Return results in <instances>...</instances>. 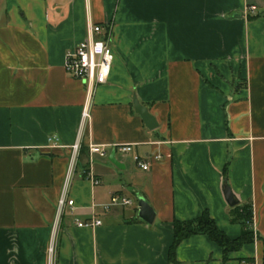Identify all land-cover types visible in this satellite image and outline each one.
Returning a JSON list of instances; mask_svg holds the SVG:
<instances>
[{
	"label": "crops",
	"instance_id": "obj_1",
	"mask_svg": "<svg viewBox=\"0 0 264 264\" xmlns=\"http://www.w3.org/2000/svg\"><path fill=\"white\" fill-rule=\"evenodd\" d=\"M90 23L104 27L114 62L83 123L87 88L65 64ZM90 145L107 151L92 158L98 185L85 174ZM135 155L161 159L144 171ZM226 187L252 205L260 239L224 260L193 236L179 264H264V0H0V264H172L175 221L208 211L241 236ZM65 192L75 211L57 223ZM113 194L134 205L105 211ZM141 199L152 224L139 219ZM93 217L100 227L75 224Z\"/></svg>",
	"mask_w": 264,
	"mask_h": 264
},
{
	"label": "built area",
	"instance_id": "obj_2",
	"mask_svg": "<svg viewBox=\"0 0 264 264\" xmlns=\"http://www.w3.org/2000/svg\"><path fill=\"white\" fill-rule=\"evenodd\" d=\"M114 62V53L111 45L105 37L104 27L101 25H88L87 38L80 43L74 50L69 51L66 55V72L67 74L77 80L82 81L87 88V103L84 107L82 114V122L90 119V102L96 88L106 85L109 81L112 66ZM54 146H58L57 139H52ZM80 150V144L77 143L73 147L74 158L72 159L71 166L75 164V156ZM115 150L123 154L134 153V145H120L116 146ZM90 157V167L85 172L88 179L94 184L98 185L99 181L95 178L92 170L93 157L98 155L100 157H107L105 147L90 145L88 148ZM149 159L160 160L159 155H148L146 158H141L138 155L134 156V161L138 167L147 171L150 168ZM134 201L127 196L121 194H113L110 204L104 206L105 211H109L112 207H131ZM71 213L75 211V203L67 197L65 192L58 202V216L57 223L63 216L66 209ZM75 224L79 228H97L102 225V221L93 217L89 220L75 219ZM53 247L50 253L53 255Z\"/></svg>",
	"mask_w": 264,
	"mask_h": 264
},
{
	"label": "trees",
	"instance_id": "obj_3",
	"mask_svg": "<svg viewBox=\"0 0 264 264\" xmlns=\"http://www.w3.org/2000/svg\"><path fill=\"white\" fill-rule=\"evenodd\" d=\"M227 175V168L224 171ZM230 215L234 223H239L243 232L237 239H230L222 232L211 218L208 211L203 212L200 218L194 221L180 222L175 221L173 224L174 241L170 248L169 260L172 264H179L176 259V250L185 240L193 236H206L212 242L216 243L224 253V260H228L230 253L240 251L245 245L253 244L259 236L250 229L254 220L252 205L235 206L230 209Z\"/></svg>",
	"mask_w": 264,
	"mask_h": 264
},
{
	"label": "water",
	"instance_id": "obj_4",
	"mask_svg": "<svg viewBox=\"0 0 264 264\" xmlns=\"http://www.w3.org/2000/svg\"><path fill=\"white\" fill-rule=\"evenodd\" d=\"M134 107L135 111L138 115H140L146 125V127L153 131L158 128V123L156 121V118L150 114L148 109L141 105L138 100L134 99ZM109 160L118 168H121L120 163L116 160L115 155L112 154L109 158ZM225 197L227 203L230 205V207H235L237 205L236 200L234 199V196L232 194V191L229 187L225 188ZM139 219L142 221L152 224L155 220V212L152 209V207L143 199L139 200Z\"/></svg>",
	"mask_w": 264,
	"mask_h": 264
}]
</instances>
